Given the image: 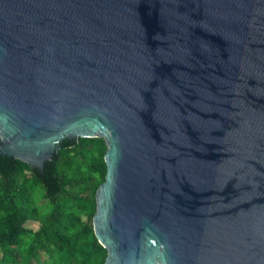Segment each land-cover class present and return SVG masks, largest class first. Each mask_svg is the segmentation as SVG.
I'll return each instance as SVG.
<instances>
[{
  "label": "water",
  "instance_id": "water-1",
  "mask_svg": "<svg viewBox=\"0 0 264 264\" xmlns=\"http://www.w3.org/2000/svg\"><path fill=\"white\" fill-rule=\"evenodd\" d=\"M74 137L102 264H264V0H0V165Z\"/></svg>",
  "mask_w": 264,
  "mask_h": 264
},
{
  "label": "trees",
  "instance_id": "trees-1",
  "mask_svg": "<svg viewBox=\"0 0 264 264\" xmlns=\"http://www.w3.org/2000/svg\"><path fill=\"white\" fill-rule=\"evenodd\" d=\"M105 148L100 138L74 137L54 153L46 184L20 160L0 165V264H102L106 251L94 237L91 217ZM40 192L48 211L35 209Z\"/></svg>",
  "mask_w": 264,
  "mask_h": 264
},
{
  "label": "rangeland",
  "instance_id": "rangeland-1",
  "mask_svg": "<svg viewBox=\"0 0 264 264\" xmlns=\"http://www.w3.org/2000/svg\"><path fill=\"white\" fill-rule=\"evenodd\" d=\"M33 202H34L36 211H48L51 207L48 200L42 195V192L34 196ZM26 226L31 227L32 229L36 228V224L33 222L26 223Z\"/></svg>",
  "mask_w": 264,
  "mask_h": 264
}]
</instances>
